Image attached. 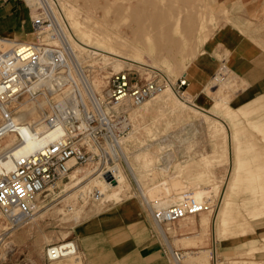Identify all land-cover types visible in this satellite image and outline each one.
<instances>
[{
	"label": "rangeland",
	"instance_id": "374dc122",
	"mask_svg": "<svg viewBox=\"0 0 264 264\" xmlns=\"http://www.w3.org/2000/svg\"><path fill=\"white\" fill-rule=\"evenodd\" d=\"M56 2L58 4L56 6L58 16L68 33L66 35H71L75 40L90 50H96V54L83 60V63L88 65V74L93 77L97 76V78H102L105 82L107 81V86L100 87L102 89L101 91L105 89L109 90L108 78L112 73L121 70H130L135 72L141 82L155 77L161 80V82L166 81L173 88L175 100L182 104L184 108L181 112L182 114H179L180 118L178 121L173 122L171 124L173 126L163 132L166 129L165 126L160 129L143 126L145 124L147 125V121H149L148 124L151 126H155L156 121L164 122L165 125L169 119H172L171 115L169 117L166 108L152 109L145 115L135 116L133 113L141 104L128 106L129 119L133 123V130H131L129 133L131 135L127 139L129 151L145 146L147 144L145 143L146 137H156V131L162 132L161 135L166 136L165 134L177 124L185 125L188 123V129L181 133L185 135L182 138L183 142H187V144L183 143L181 146L178 140L174 138L173 145L176 144L175 147L166 144L165 147L160 149L158 144L153 146L151 150L154 158L153 161H156V163L160 162L159 164H161L165 163L166 160L167 163H170L168 172L163 170L162 175L165 176V179L160 184L153 183L150 185L146 181L149 175H153L157 171L156 169H143L141 173L137 174L136 178L139 189L133 177L128 173V170L121 168L120 172L127 184L124 187L111 188L108 184L106 185V177L103 176L104 164L96 159L77 164V166L83 169V173H85L81 177L78 185H72L65 189V191H62V187L70 179L67 175L57 182V187L50 185L56 188L54 194L49 195L52 192L49 189L51 188L50 186L43 193H40L41 206L44 207L42 211L48 208L49 210L43 217L39 218L38 223L33 224L30 231H26L29 226L26 223L12 227L0 212V233H7V241L15 246V249L12 251L7 250L8 247L5 245L2 247L0 251L2 261L0 264H92L89 253L85 248L88 250L91 249L93 252L92 257L97 256V259L107 257L111 260V257L107 255L111 251L110 247L108 245L105 248L101 247V243L105 242L101 235L91 234L85 237V233L87 234L88 231H96L98 226H91L86 231L84 229L88 223L90 224L101 213H109L111 210L114 211L117 205L135 198L139 200L149 216L152 226L150 228L153 230L152 234L154 235L153 238L158 239L161 244L160 248L163 251V255H165L166 264H178L173 260L172 253L165 244L158 230L159 226L153 219L151 209L148 208L144 199L146 198L152 202L167 200V205L177 204L178 202L168 200L178 198L183 202L190 198H197L196 196L190 195V193H185L184 195V192H191V189L203 188L207 185H210L211 189L208 195L203 196V199H198L199 201L202 200V202L208 203L209 208L207 210L200 211L185 219H179L172 223H162L163 228L167 230L169 228L168 232L170 237L168 240L173 245L172 247L174 249H181L184 252V256L186 257L185 264L189 263L190 255L193 256L196 254L201 258L204 257V261L198 264H264V211L261 210L259 214L257 213L252 217L254 209H259V207L254 208V200L262 201L264 199V93L249 99H244L239 96L236 100H233L243 90L237 92L238 86L244 83V81L240 78L239 73L233 69L234 66L229 62L226 63V61H222L219 70L206 87V91L210 95L208 105L203 106L200 104L198 97L188 96V94L187 97H182L173 87L174 82L179 77L185 76L184 74L188 64L201 53L212 51L216 47L221 49L226 46L222 39L226 30H230L232 35L239 40L238 42L252 45L255 54L262 56V58L257 60L261 70L258 75L264 76V0H194V3L197 6L199 5L198 8L200 7L199 12L201 11V14H198V16L201 15L198 19L204 20V25L200 26L199 30L193 36L188 37V40L185 42L187 45L181 46V49L175 57L168 59H156V55H151L147 52H142L144 59L126 55L116 57V55L110 53L108 48L98 46L94 42H84L77 28L71 23L73 17L72 8L78 12H86L83 3L81 4V2L71 0H56ZM236 5L237 10L234 9ZM98 15L100 16V12H98ZM0 36L21 39L9 34H0ZM32 38L33 36L31 34L27 40ZM105 55H109L111 58L109 57V60H104ZM217 55L220 58L223 57L221 51H218ZM101 57L103 58L102 60ZM114 58H119L123 61L121 70L117 71L115 69ZM228 75L236 76L237 83L236 86L232 87L223 85V88H226L222 99L225 103L224 108L226 114L222 115L213 110L212 106L216 99L213 96L214 93L212 90L222 85V83L218 82L217 77L222 76L226 79ZM214 82L215 85H213ZM212 85L213 87L211 89L210 86ZM39 94L41 92H37L35 94L36 97L23 95L18 100L26 103L32 102V100L39 102L43 98V95L39 96ZM158 94L151 99L153 100V98L155 99L161 95ZM52 96L54 95H50L49 98H52ZM108 96L105 97L106 101L108 100ZM14 104L16 102H10L11 106ZM226 115L235 118L234 120H230L226 118ZM216 119L221 122L219 124L223 129L217 132L218 144L220 145L217 154L219 157L213 161L211 160L210 164H213L212 170L217 173L215 175L218 178L213 173H210L211 170L201 160H197V162L187 166L186 164H184L185 166L180 165L183 158L196 150L193 149V151L188 146L198 147V145L205 144L208 148L213 146L214 142L210 134L215 130L213 123ZM196 128L200 129V131L194 134L193 132ZM223 134L226 137L222 139ZM142 136L144 138H141ZM163 137L160 142H164ZM136 141L141 142L137 144ZM223 141L225 144L222 143ZM190 143L193 144L191 145ZM169 150H172V153L166 155L165 159H162L161 155L169 152ZM222 152L224 153L222 154ZM119 161H116V163H120ZM240 161L244 163L238 169V162ZM109 167L112 168L111 166ZM112 170L114 172L113 168ZM201 170L204 173L206 171L208 176L211 174L209 180L206 183L202 181L191 182L189 180V174H198ZM235 176H237V180L232 188ZM211 177L212 179H210ZM174 180L176 185H172L171 183ZM186 183H188V186H186ZM260 185L262 186L259 188ZM187 187L190 189L186 190ZM74 191H76L75 194L69 196ZM256 191L260 193L259 198ZM77 192H84L85 198L79 196ZM225 200L227 203V205L225 204L227 213L223 226L219 230L220 228L218 227L222 223L220 224L217 215L222 209ZM36 214H39V210ZM6 227L9 228V233L5 230ZM175 227L179 230L177 234L173 232V228ZM83 231L84 236L81 235ZM220 231L221 234L219 233ZM11 232L14 233L11 234ZM66 241L76 243L78 248L77 253L71 257L68 256L48 262L45 255L46 246L55 244V242L60 243ZM91 245L93 246L91 247ZM202 252L206 253L203 254ZM201 253L206 256H203ZM190 260L191 262L193 261L192 259ZM192 264L197 263L193 261Z\"/></svg>",
	"mask_w": 264,
	"mask_h": 264
},
{
	"label": "built area",
	"instance_id": "2783aa9c",
	"mask_svg": "<svg viewBox=\"0 0 264 264\" xmlns=\"http://www.w3.org/2000/svg\"><path fill=\"white\" fill-rule=\"evenodd\" d=\"M25 1L33 12V38L22 40L0 36V103L23 95L33 96L37 91L41 92L40 87L35 90L36 86L60 78V91L70 86L73 97L64 107L55 106L46 118L50 130L44 135L53 131L56 135L48 136L44 144L30 152L15 154L8 149L0 155V165L4 159H10L13 167L0 171V212L12 227L22 225L35 213L34 202L38 194L65 178L81 162L98 159L104 164L103 176L113 183L115 175L109 166L121 160L120 139L132 130L128 106L144 103L167 86L166 81L161 82L156 77L141 82L135 72L121 70L108 78L109 96L102 103L88 80V65L77 59L66 40L56 0ZM188 82L186 76H181L173 84L182 97H187ZM20 128L7 116L0 125V138L7 132H18ZM44 135L34 134L36 138ZM71 159H74V165L69 164ZM208 208L207 202L190 198L163 209H151V213L155 222L162 225ZM6 234L0 233V251L4 245L7 250L15 249L7 241ZM72 242L47 245V261L73 254ZM171 253L175 263L184 257L181 249H173Z\"/></svg>",
	"mask_w": 264,
	"mask_h": 264
},
{
	"label": "bare ground",
	"instance_id": "6f19581e",
	"mask_svg": "<svg viewBox=\"0 0 264 264\" xmlns=\"http://www.w3.org/2000/svg\"><path fill=\"white\" fill-rule=\"evenodd\" d=\"M71 1L81 2V4L83 3V5L86 8V12H82V11L78 12L75 11L74 8H72L73 17L71 21V23L79 31L81 35L80 37H82L84 42L87 43L94 42L98 46L108 48L110 53L116 55V57L126 55L129 57L133 56L136 58L144 59V57H142L143 54L142 52H147L151 55L152 54L156 55V59L173 58L176 56L177 52L181 49V46L186 44L185 42L188 40V37L193 36L199 30L200 26L204 25V20L198 19L201 16V15L198 16V14L201 11L199 12L200 7L198 8L199 5L197 6L194 3V0H71ZM236 7L237 5L234 6V9H236ZM98 12H100V16L98 15ZM65 34H68L67 31L65 32ZM179 35L180 37L183 38H180ZM66 38H67L66 39L67 42L73 49L77 59H79L80 62L83 63V60H86L88 57L96 54V50L93 51L83 46L81 43H79V41L75 40L71 35L68 36L66 35ZM109 57H110L109 55H105L104 60H109L111 58ZM102 59L103 58L101 57V60ZM114 60H115L114 61L115 69L117 71L121 70L123 61L119 58L117 59L114 58ZM90 63L89 65L92 66V64ZM94 77L88 74V78H89L88 80L94 92L97 94L99 100L102 103H104L106 101L105 97L109 95V90L105 89L101 91L102 89L100 87L107 86L106 85L107 81L105 82L104 79L99 77L97 78V76ZM217 79L219 83H222V85H220L219 88L217 87L216 89L212 90L214 93L213 96L216 99L212 107L214 111L218 112L219 114L225 115L226 114L224 108L225 103L223 102L224 100L222 99L224 97V93L226 92V88H223V85L225 84L227 85V87L236 86L237 77L228 75L226 79L222 76L217 77ZM61 81H62L61 78L56 79L55 81L52 82L46 81L44 85H39L35 87V90H38L37 88L40 87L41 94H39V96L43 95L42 101L36 102L32 100V102L26 103V102H20L18 99H14L11 101L16 102V104L12 106L10 105L11 101L3 104L0 103V125L5 121V118L9 116L10 119H12L16 124H19L21 126L18 132H7L3 137L0 138V155L3 153V151H6L8 149L13 151L15 154H18L20 152H30L35 148H37L38 146H40L41 144H44L48 136L57 134L56 131H53L47 136L44 135L47 134L50 130L46 122V118L49 115H51V112L54 110L55 106H58L60 108L64 107L66 104L72 101V97H73L70 86H66L62 91H60L59 88L61 87H59L58 85L61 84ZM213 85H215V82ZM213 85L210 86V88L213 87ZM246 86H247V82L244 80V83L238 86L237 92L239 90L244 89ZM159 94H161L159 97L155 99L153 98V100L152 99L146 100V102L142 103L139 106V108L134 111L133 115L135 116L145 115L152 109L157 110V109H162V107L166 108L168 110L169 117L171 115L172 119H169L166 122L165 124L166 129H164L163 131L165 132L167 131V129L173 126L171 125L173 124V122L178 121V119L180 118L179 114L183 111L184 108L182 104H180L178 101L175 100L174 91L172 86H170V84H167L166 88L163 91H161ZM50 95H54V96H52V98H49ZM209 96H210L209 93L205 90L198 97V102L203 106L208 105ZM33 97H36V95H33ZM106 106L109 107V104H106ZM226 118L230 120H234L235 117L226 115ZM216 121L213 123L215 130L210 134V137L214 142L213 146L211 148L205 146L206 144L198 145V147L188 146L192 150L193 149L196 150L195 152H191L188 156L183 158V160H181L180 165L186 164L187 166L189 164L197 162V160H201L205 162L206 167L211 170L210 173H213L214 175L217 174L214 172V170H212L213 164H210V162L211 160L213 161L214 159L219 157V155L217 154L219 152L220 145L218 144L217 132L222 131L223 128L219 124L221 122L218 119H216ZM187 124L188 123H186L185 125L177 124L175 127L170 129L166 134L164 133L166 135L163 137L164 142H160V144H158V147L160 146L161 149L165 147L166 144L175 147L176 144L173 145L174 138L178 140L181 146L183 143L187 144V142H183L182 140V138H184L185 135L181 134L184 132V130L188 129L189 126H187ZM189 124L191 123L189 122ZM153 131L152 133H154ZM199 131L200 129L196 128L194 129L193 133L195 134L198 133ZM36 133H39L40 135H44V136L42 138H36L34 136V134ZM129 133L125 134L122 137V139H120V148L122 151L121 160L119 161L120 163H115L113 166H111L114 169V175H115V179L113 183L110 182L107 178H105L106 185L108 184L111 188H118V187L120 188L126 186L127 182L123 179V175L120 172L121 168L122 169L126 168L128 170V173L133 177L138 188H139V184L136 181L137 174L141 173L143 169H149V170L160 169V171L162 170L161 173H163V170L165 172H168L170 168V163H167L166 160L165 163H161V164L156 163V161L155 162L153 161L154 158L152 156L153 153L151 152V150L153 149V146H155V144H146L140 149L129 151V146L127 144V139L131 135ZM222 136H223L222 139L226 137L224 134ZM222 143H224V141ZM190 144L192 145L193 143ZM170 153H172V150H169V152H165V154H162L161 158L165 159L166 155ZM223 153L224 152H222V154ZM158 155L160 156V154ZM242 163L244 162L241 161L238 162V169L240 168V166H243ZM69 164L74 165L75 164L74 159H71L69 161ZM11 168H13L11 160L4 159L2 161V164L0 165V171L5 172ZM84 174L85 173H83V169H81L79 166L76 167L75 165L72 168V170L68 173V178L70 179L66 184H64V187H62V191H65V189L71 187L72 185L75 186L78 185L81 177ZM189 176H190L189 180L191 182L202 181L206 183L209 180V176H211V174L208 176L206 171L204 173V171L201 170L200 172H198V174L190 173ZM215 177L217 176L215 175ZM224 177H222V179H224ZM210 179H212V177ZM222 179L221 181H223ZM236 180H237V176H235L234 178V183L232 184V188L234 184H236ZM171 183L172 185L173 184L176 185L175 180L172 181ZM56 185L57 182L53 183L51 186L57 187ZM261 186L262 185H260L259 188ZM54 187L49 188L52 191L49 193V195H52L56 192L55 191L56 188ZM210 190H211L210 185H207L204 186L203 188L191 189L190 190L191 192L188 191L184 192V195L185 193L186 194L190 193V195L196 196L197 197L196 199H201L203 196L208 195V192ZM75 192L76 191H74V193L71 194L69 193L70 194L69 196L75 194ZM256 193L258 192L256 191ZM39 195L40 194L36 196L34 202L36 204L35 213L24 222L26 224H29L26 231H30L33 224L38 223L39 218L43 217L44 214L49 210L48 208L47 210L42 211L44 207L41 206V200ZM78 195L85 198L84 192L82 193L80 192L78 193ZM257 195H259L258 196L259 198L260 193H258ZM144 200L146 202V205L150 209H155V208L163 209L170 206L166 204L167 200L166 201L159 200L157 202L148 201L146 198ZM168 201L178 202V203L182 202V200L178 198H173L172 200H168ZM257 201L259 200H254L253 202L254 208L259 207V209L256 210L254 209V213L252 212L253 213L252 217L255 216L257 213L259 214L261 210L264 211V199L262 201H259L258 203ZM225 204L227 205L226 200L224 201V205H223L224 207L222 206V209L218 212L217 215L220 224L222 223L221 226L218 227L220 228L219 230H221V227L223 226L224 218L227 213ZM38 210H39V214H36L38 213ZM186 217L184 216V218L181 219H185ZM158 226H159L158 230L165 244L172 252L174 248L172 247L173 245L171 244V242L168 240V238L170 237L168 232L169 228L167 227L168 228L167 230L163 228L164 226L162 225L158 224ZM8 229L9 228L7 227L5 228V230H7V232L9 233ZM178 231L179 230L177 227L173 228V232L175 234H177ZM13 233L14 232H11V234ZM219 233L221 234V231ZM72 243L74 245L75 251L73 254L68 255L70 257L75 253H77L78 250L76 243L74 242ZM193 256L195 259L192 258ZM193 256L192 255L189 256L190 258H189V263L187 262L188 264H192L193 261H196L197 264L200 262L202 263L204 261V257L201 258L198 256V254ZM207 256L209 257V255ZM190 259L192 260L194 259V260L191 262ZM185 263H186V257L184 256L178 264H185Z\"/></svg>",
	"mask_w": 264,
	"mask_h": 264
},
{
	"label": "crops",
	"instance_id": "0c3cea01",
	"mask_svg": "<svg viewBox=\"0 0 264 264\" xmlns=\"http://www.w3.org/2000/svg\"><path fill=\"white\" fill-rule=\"evenodd\" d=\"M32 14L29 3L25 0H0V34L27 39L31 36ZM222 39L226 46L221 49L216 47L212 51L201 53L186 67L184 75L189 81L186 88L188 96L196 98L206 90L212 77L219 70L222 61L231 63L234 66L233 69L239 73L240 78L247 82V86L233 100L239 96L249 99L264 93V76L258 75L261 70L259 63H257V60L262 56L255 54L252 45L238 42L239 40L232 35L230 30L224 32ZM218 51H221L222 58L218 57ZM148 122L143 127L160 129L165 126L164 122L160 121H156L155 126H151ZM156 133V137H146L145 143L159 144L164 135L162 136V132L159 131ZM140 142L136 141L137 144ZM156 170L153 175H149L146 179L150 185L153 183L160 184L165 179L160 170ZM186 184L188 186V183ZM188 189L190 188L187 187L186 190ZM91 226H98V229L88 231L87 234L85 233V237L91 234L101 235L105 240L104 243H101V247L105 248L108 245L111 249L110 253H107L111 257L109 260V258H102L101 256L100 259H97V256H93L95 257L93 258L91 249L85 248L92 264H166L165 255L160 248L161 244L158 239L153 238L149 216L136 198L117 205L114 211L101 213L90 224L88 223L84 230L90 229ZM81 235L84 236V231ZM80 258L82 259L81 256Z\"/></svg>",
	"mask_w": 264,
	"mask_h": 264
}]
</instances>
